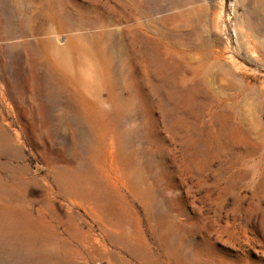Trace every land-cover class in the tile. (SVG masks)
<instances>
[{
    "label": "rangeland",
    "instance_id": "1",
    "mask_svg": "<svg viewBox=\"0 0 264 264\" xmlns=\"http://www.w3.org/2000/svg\"><path fill=\"white\" fill-rule=\"evenodd\" d=\"M0 264H264V0H0Z\"/></svg>",
    "mask_w": 264,
    "mask_h": 264
},
{
    "label": "bare ground",
    "instance_id": "2",
    "mask_svg": "<svg viewBox=\"0 0 264 264\" xmlns=\"http://www.w3.org/2000/svg\"><path fill=\"white\" fill-rule=\"evenodd\" d=\"M124 52V51H123ZM138 53H140V54H144V55H150V54H152V56H154L153 54H154V52H152L151 50H146L145 49V51H143V49H138ZM174 69H176V71H180L181 70V66H176Z\"/></svg>",
    "mask_w": 264,
    "mask_h": 264
}]
</instances>
